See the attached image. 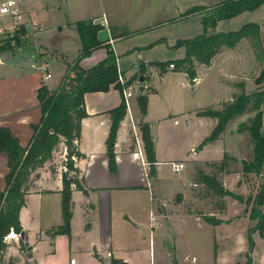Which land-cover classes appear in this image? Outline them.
<instances>
[{
	"label": "crops",
	"instance_id": "crops-1",
	"mask_svg": "<svg viewBox=\"0 0 264 264\" xmlns=\"http://www.w3.org/2000/svg\"><path fill=\"white\" fill-rule=\"evenodd\" d=\"M3 1L1 0L0 4ZM220 1L222 0H62L61 7L66 17L64 22L59 25L41 22L36 26L41 33L57 31L67 36L69 38L67 42L74 45L76 56L69 63L63 50H56L53 46L47 47L42 43H37L34 47L30 45L31 54L27 57L13 56L9 53L1 54L0 128L9 129L22 148L28 146L32 138L31 126L37 125L41 118L37 99L38 90L42 86L49 91L56 90L66 73L67 65H72L80 54L81 44L74 28L75 23L92 20L94 24L101 27L97 38L102 44H108L111 47L116 57L118 70L124 78H131L140 67L144 68V95L147 98L149 95L159 96V92L151 87L146 76V68L150 66L156 68L161 63L182 59L185 54L184 49L172 50V47L179 40H188L189 35L194 37L199 35L202 30L201 19L204 14L184 16V13L193 7H214ZM30 5L31 3L23 0L18 7L22 13V26L31 43L32 35L26 27L31 21L29 9H27ZM44 6L48 10V6L46 4ZM61 7L59 6L58 9ZM263 7L264 5L249 14L264 10ZM180 8L183 11H180ZM245 13L248 12L230 20L218 22L216 30L223 31L222 24L237 21ZM6 18H8V24L6 27H0L2 32L3 30L7 32V28L12 23L9 17ZM193 20H196L195 23ZM178 24L184 25H180L173 31V26ZM253 24L260 26V40L264 50V18ZM32 34H34L33 31ZM177 35L181 37L178 38ZM22 51V47L18 48L19 54H22ZM154 51L157 55L152 53ZM227 52L241 53L240 58L234 57L235 69L232 72L229 69L224 70L226 75L222 78L227 97L226 100L219 101L217 105L231 102L241 88L246 95L264 91V79L260 85L255 83L264 68V62L259 61L247 39L242 40L232 49L224 48L211 60L209 66L195 62L194 67L210 69L214 61ZM42 54L44 55L41 56ZM105 57V49L98 48L88 57L83 58L79 66L84 70L90 69ZM54 64L63 65V68L59 70L58 80H55L52 72ZM42 66L47 67L51 75V78L44 83L40 72ZM159 71L161 81L173 80L175 79L173 76L179 74L187 78L184 73H176L172 69L167 68L165 72H161L159 68ZM198 81L196 71V79L192 85H196ZM133 93L131 90L130 98L133 97ZM130 98L128 114L126 113L116 134L113 145L114 163L111 167L107 144L111 125L109 112L120 105L122 96L114 89L84 95L87 117L81 122L78 140L79 152L84 157L75 161V168L78 171L76 177L82 190L72 187L70 234L68 236L52 234V230L63 224L60 192L63 174L66 171L64 166L66 152L64 146L60 145L59 147H63L61 154L57 155L54 152L50 160L31 174L27 182L24 205L19 212V222L25 233V242L22 243L18 235L14 237L16 234L12 232L13 235L8 236L5 242L7 248L0 264H105L101 261L103 257L108 259L107 264H110L112 260L124 264H139V258L146 253L149 256L146 264H199L200 249H202L201 254H205L208 259L213 257V264H221V261L228 257L232 251L234 237L230 228L241 220L237 218L241 211L240 206L236 207V203L231 202L228 209L234 207L236 212L230 213L224 207L209 215H202L220 221V224L213 226L204 222L201 216L180 212L176 207L178 205L163 203L162 200L165 198L163 190L159 187L154 188L153 184L162 181L167 172L165 167L169 166L171 172L180 174V177L185 179L182 187L186 190L190 183L187 178L191 173L184 170L175 172L172 168L173 164L185 162L194 166L200 163L219 162L224 155L240 161V164L242 161H250L252 145L249 135L247 132L238 133L237 130L239 125L247 123L254 116V112L247 111L231 120L236 121L233 130L229 131V122L219 139L212 143L202 144L211 133L193 139L189 148L182 150V158L171 160L170 154L162 151L158 144L160 121L149 118L147 106L146 113L142 116L137 101L131 103ZM261 109L264 111V100ZM195 113L187 114L190 116V121L206 119V117L196 116ZM184 115V113L176 112V115L169 118ZM211 120L214 121V129L216 120ZM139 124L149 125L154 141L156 163L153 178L148 177L150 166L146 161L141 135L138 133L137 125ZM174 124L177 126L178 122L174 121ZM193 128L194 125L191 128L192 134L195 131ZM262 131L264 132V126ZM233 134L237 138V146L242 147L240 158L226 148L227 137H232ZM214 143L222 145V156L219 160H212L207 151V148ZM195 145H199L196 152L199 157L190 156L188 151ZM173 146L175 144L171 143V150ZM184 158H189L190 162ZM7 172V157L0 153V192L6 188L4 177ZM222 187L224 188L223 185ZM228 190L233 192L232 188ZM152 218L154 222L151 221ZM247 219L248 224L244 231L245 248L240 252L242 258L248 250L247 231L255 226V222ZM188 223H195L200 232L195 234L189 231L186 227ZM257 235L264 243V239L256 232L252 235L253 244ZM28 251L32 252V260L24 257ZM254 257L252 250V264H254ZM242 258L235 264H243Z\"/></svg>",
	"mask_w": 264,
	"mask_h": 264
},
{
	"label": "trees",
	"instance_id": "trees-1",
	"mask_svg": "<svg viewBox=\"0 0 264 264\" xmlns=\"http://www.w3.org/2000/svg\"><path fill=\"white\" fill-rule=\"evenodd\" d=\"M262 5H264V0H222L211 8L193 7L186 11L184 16L204 14L201 19V33L192 39L177 41L172 50L183 48L184 57L180 60L159 64L158 67H160L161 72H165L167 67L173 65V72L184 73L193 83L196 79L195 62L209 66L211 60L224 48L232 49L244 39L250 41L259 61L264 62L259 25L246 24L234 32L215 31L218 22L230 20L244 12H253ZM74 28L80 39V54L72 65H67L66 74L56 90L49 91L45 86L38 90L37 99L41 118L37 125L31 126L32 138L28 146L22 148L9 129L0 128V153L6 155L8 169L4 177L6 188L0 192V263L7 248L5 238L12 232L19 235L23 231L19 222V212L24 205L27 182L31 174L50 160L60 145L64 146L66 152L64 166L69 175L63 174L60 192L63 224L52 230V234L67 236L70 234L72 187L82 190L76 177L78 171L75 168V161L84 157L79 152L78 140L81 122L87 117L84 106V95L87 93L108 92L110 89H114L122 96L120 105L109 112L111 125L107 142L108 156L111 167L114 163L113 145L119 125L126 116L123 90L130 83L125 85L119 83L121 73L118 72L116 57L111 47L108 44H102L97 38V34L101 30L99 25L94 24L92 20H84L75 23ZM18 33L25 35L23 26L13 32L15 36ZM98 48L105 49V59L90 69H82L79 66L80 61ZM139 71L140 75L145 74L144 69ZM263 79L264 68L255 83L260 85ZM263 100L264 91L246 95L241 88L233 100L221 104L220 109H207L197 113L198 117L216 120V125L211 134L202 143L205 145L218 140L231 120L247 111L254 112V116L247 123L239 125L237 130L238 133L247 132L252 145L251 160L241 162L242 173L244 175L254 174L261 179L253 200L248 203L250 205L249 219L255 222V226L247 231L248 250L245 255V264H252L251 253L254 247L252 235L257 232L263 236L264 229V132L262 131L264 111L261 109ZM137 105L140 114L144 116L147 106L145 95L137 98ZM140 132L146 161L150 166L148 177L153 178L155 176L156 157L149 125L140 124ZM228 160L235 162V159L224 155L219 164L221 173L225 172L224 169L228 165ZM197 178L200 184L211 189L216 196L220 198L229 197L243 203L240 196L224 189L214 176L205 175L202 171H198ZM201 218L213 226L220 224V221L213 217L202 216ZM21 249L23 250L24 247L22 246ZM110 264H120V261L112 260Z\"/></svg>",
	"mask_w": 264,
	"mask_h": 264
},
{
	"label": "rangeland",
	"instance_id": "rangeland-1",
	"mask_svg": "<svg viewBox=\"0 0 264 264\" xmlns=\"http://www.w3.org/2000/svg\"><path fill=\"white\" fill-rule=\"evenodd\" d=\"M26 1L28 3H31V5L28 6L29 8H27L29 9L31 23L29 22L26 26L28 32L32 35L31 43L29 37H26V34L21 35L20 33H18L15 36L13 33L8 34V32L3 31L0 34V55L9 53L13 56L27 57L31 54V52L29 51L30 45L34 47L37 43H42L47 47L53 46V48L56 50H63L66 54L65 57L69 63L74 60L76 56V50L74 48L73 43L67 42V40L69 39L67 36L65 37L59 34L57 31H44L43 33H41L40 29H38V27L36 26L41 22H47V24L52 25L62 24L66 19L63 8L61 7L62 0ZM45 4L48 6V10H46V7L44 6ZM59 6L61 7L60 9H58ZM262 9H264V7ZM180 11H183V9L180 8ZM172 14H174V12H172ZM6 17L7 16H0L1 28L6 27L8 24V18ZM263 18L264 10H260L259 12L250 14L248 12L243 14V16H241V18H239V20L237 21H230L225 24H222L221 30L223 31L220 32L225 31L224 33H226V30H232L229 32H234L239 30L242 26L250 24V22L257 23ZM193 21L195 23L196 20ZM180 25L184 24H178V26L174 25L172 28L173 31ZM178 30H180V28ZM32 31L34 32V34H32ZM215 31L218 32L216 29ZM177 36L178 38L181 37V35ZM193 37L194 35H189V37L187 38L190 39ZM20 47L23 48L22 54L18 53V48ZM152 53L157 55L156 51ZM240 53L241 52H227V54L220 56V58H217L213 63V67L210 69L195 66L199 79L196 85H192L189 79L181 74L173 76L175 77V79L173 80H169L166 82L161 81L159 76L160 67L157 66L158 68H152V66H150L146 68V76L149 79L151 87L159 92V96H147L149 118H151L153 121H160L159 132L157 135L158 144L162 151H166L167 154H170L172 158L171 160H177L179 158H182V150L189 148V145L190 143H192L193 139H196L199 136L203 135L207 136L211 133L214 126L213 120L206 118L198 119V121H190V116H187V114L196 112L195 114L197 116V113L200 111H204L207 109H220L221 104H217L221 100H226L227 97L226 87L222 78L224 75H226L224 73V70L229 69L230 72H232L235 69L234 57L240 58ZM43 55L44 54H42L41 56ZM65 65L66 64H64V66ZM61 68H63V65L60 64H54L52 66V72L54 74L55 80L59 79V70ZM64 68H66V66ZM167 68L171 69L169 67ZM140 69L144 68L140 67ZM157 71H159V73ZM118 72L120 71L118 70ZM139 75L140 71L136 72L131 78H124L123 76H121V79L123 80V84L120 83L121 85H125L128 82L130 83L129 86L124 88L125 92L130 93L131 90H133L134 92L133 97L130 98L131 103H135V101H137V98L140 96L137 92V78ZM128 111L129 109L126 106L127 114ZM176 112H181L185 115L182 117L180 116L176 118H169V116L176 115ZM163 119L164 121L162 122ZM174 121L178 122L177 126L174 124ZM235 124L236 121H230L228 128L229 131L233 130ZM193 125V130L195 129V131L192 134L191 128L193 127ZM137 128L139 129V131L137 129L139 135H141L140 124L137 125ZM227 139V150H229V152H231L236 157L238 156V158H240L239 155L240 150H242V147L237 146V138L235 134H233L232 137L228 136ZM171 143L175 144L172 150L170 149ZM62 148L63 147L58 148V150L56 151L57 155L61 154ZM198 149L199 145H195L193 148L188 149V151H190V156L199 157V155L196 154V152H198ZM207 151L209 152L208 154L209 156H211L212 160H219L222 156V145L221 143L211 144L209 148H207ZM246 155L247 154H245V156ZM184 159L190 162L189 158ZM221 161L200 163L194 166H190V163L182 162L184 164L183 170L185 172L191 173L190 177L187 178L190 183L188 184V188L186 190H184L182 187V182L185 179L181 178L180 174L176 175L171 172L169 166L165 167V171H167L166 176L162 179L160 183L153 184V186L154 188L159 187L161 190H163L165 194V198H163L162 200L163 203L167 205L172 203L173 205H178L176 207L182 213H188L202 217V215L204 214L209 215L211 212H217V210L219 209H224V207L228 209L229 203L231 202L236 203V207L240 206L241 211L239 212L237 218L241 220L239 221V223H236L235 225H233L232 228H230L231 233L234 236L232 239V251L225 260L221 261V264H235L243 257L240 256V252L242 251V249L245 248L244 231L246 229V225L248 224L247 218H249L250 211V205H248V203L253 200L257 192V188L261 183V179L260 177H257L254 174L244 175L242 173V166L240 164V161L238 160H235V162L228 160V165L224 169L225 172L221 173L219 171V164ZM198 171H202L205 175L214 176L224 186V189L228 190L232 188V193L240 196L243 199V203H239L238 201L229 197H224L225 199H223L216 196L211 189L199 183V180L197 178ZM229 211L230 213L236 212L234 207L228 209V212ZM228 212L227 214H229ZM227 223H229V221H227ZM186 227L189 231H192V233L197 234L200 232V229L198 231V228L196 227L195 223H188ZM202 232L203 231H201V233ZM216 235L218 238L217 232ZM261 237L264 239V235ZM254 241V264H264V243L263 241H261L258 235L256 236ZM220 243L221 242H219L218 239V244ZM200 251L202 252V249H200ZM200 251L198 263L213 264V257L208 259L206 255L201 254ZM156 255H158V251H156ZM148 257L149 256L147 253L142 254L141 258H139V264H146V262L149 261ZM245 262L246 258L244 257L242 258V263L245 264Z\"/></svg>",
	"mask_w": 264,
	"mask_h": 264
},
{
	"label": "built area",
	"instance_id": "built-area-1",
	"mask_svg": "<svg viewBox=\"0 0 264 264\" xmlns=\"http://www.w3.org/2000/svg\"><path fill=\"white\" fill-rule=\"evenodd\" d=\"M23 0H4L0 4V15L1 16H7L11 19L12 23L9 28H7L8 34L13 33L14 31L18 30L22 26V13L19 10V3ZM5 31V30H3ZM2 31H0L1 33ZM169 68H173V65H170ZM40 72L42 74V82L44 83L45 81L49 80L51 78L50 73L47 70V67L42 66L40 67ZM119 83L123 84V80L121 79V76H119ZM123 95L125 99V103L127 108L129 109L128 105V99L131 97L130 93H126L125 90H123ZM172 168L174 169L175 172L182 171L184 169V164L183 163H178V164H173ZM152 222L155 220L152 218ZM13 235L12 233L9 234L8 236ZM8 236L5 238V241H7ZM14 237H17V235H14Z\"/></svg>",
	"mask_w": 264,
	"mask_h": 264
},
{
	"label": "water",
	"instance_id": "water-1",
	"mask_svg": "<svg viewBox=\"0 0 264 264\" xmlns=\"http://www.w3.org/2000/svg\"><path fill=\"white\" fill-rule=\"evenodd\" d=\"M144 82H145V77L144 75H140L137 79V84H138V94L140 96L144 95V91H145V86H144ZM66 175L68 176L69 175V172L68 171H65ZM18 238L20 239V241L22 243L25 242V233L22 231L19 235H18ZM27 260H32V252L31 251H28L25 253V256H24ZM101 261L105 264L108 263V259L103 257L101 258ZM120 264H124L123 262H121Z\"/></svg>",
	"mask_w": 264,
	"mask_h": 264
}]
</instances>
